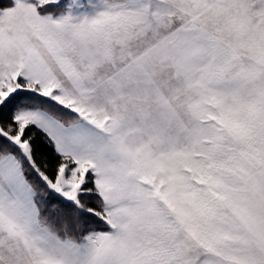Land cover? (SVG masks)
<instances>
[{
    "label": "snow or ice",
    "instance_id": "1",
    "mask_svg": "<svg viewBox=\"0 0 264 264\" xmlns=\"http://www.w3.org/2000/svg\"><path fill=\"white\" fill-rule=\"evenodd\" d=\"M0 264H264V0H0Z\"/></svg>",
    "mask_w": 264,
    "mask_h": 264
}]
</instances>
